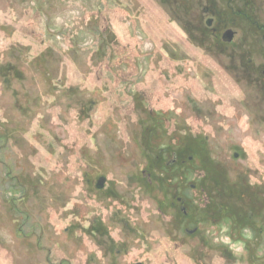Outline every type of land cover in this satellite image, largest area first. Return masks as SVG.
<instances>
[{
  "label": "rangeland",
  "instance_id": "rangeland-1",
  "mask_svg": "<svg viewBox=\"0 0 264 264\" xmlns=\"http://www.w3.org/2000/svg\"><path fill=\"white\" fill-rule=\"evenodd\" d=\"M253 194L264 0H0V264H166L167 206Z\"/></svg>",
  "mask_w": 264,
  "mask_h": 264
},
{
  "label": "flooded vegetation",
  "instance_id": "flooded-vegetation-1",
  "mask_svg": "<svg viewBox=\"0 0 264 264\" xmlns=\"http://www.w3.org/2000/svg\"><path fill=\"white\" fill-rule=\"evenodd\" d=\"M105 181V176H99L95 186L102 188ZM224 192V189H219L217 195L223 198ZM177 200L182 201L181 198ZM195 207L191 204L167 206L170 218L179 212L184 220L167 222V234L171 236L168 237L170 247L164 250L166 264H182L178 257L184 259L185 264H214L213 257L218 259L217 264H264V206H256L255 194L249 197L247 204L230 206L207 202L199 206L205 220L192 219ZM211 211H218L220 220H209ZM126 225V230H129L130 226ZM125 238L123 242L127 241ZM208 253L210 255L206 256Z\"/></svg>",
  "mask_w": 264,
  "mask_h": 264
},
{
  "label": "water",
  "instance_id": "water-1",
  "mask_svg": "<svg viewBox=\"0 0 264 264\" xmlns=\"http://www.w3.org/2000/svg\"><path fill=\"white\" fill-rule=\"evenodd\" d=\"M232 37H233V31L231 29H227L222 35V39L224 41H230Z\"/></svg>",
  "mask_w": 264,
  "mask_h": 264
}]
</instances>
